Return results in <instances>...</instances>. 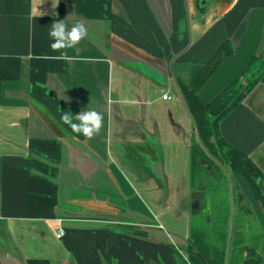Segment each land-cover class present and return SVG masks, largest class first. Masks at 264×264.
<instances>
[{"label":"crops","instance_id":"obj_1","mask_svg":"<svg viewBox=\"0 0 264 264\" xmlns=\"http://www.w3.org/2000/svg\"><path fill=\"white\" fill-rule=\"evenodd\" d=\"M69 16L89 36L65 50L75 59L46 58L59 54L51 24ZM228 43L205 105L264 60V0H0V264H192V231L210 259L219 246L239 264L257 245L264 258L248 181L223 168L220 202L193 182L200 140L182 89ZM88 109L104 116L90 140L61 121ZM220 132L264 182V76Z\"/></svg>","mask_w":264,"mask_h":264},{"label":"trees","instance_id":"obj_2","mask_svg":"<svg viewBox=\"0 0 264 264\" xmlns=\"http://www.w3.org/2000/svg\"><path fill=\"white\" fill-rule=\"evenodd\" d=\"M232 56L229 45H225L218 53L214 61L196 73L190 88H183V96L189 106L199 134L200 144L193 148V182L197 184V177L201 159L207 162H214L222 168L229 169L234 173L243 176L258 199L264 204V194L258 186L263 175L255 164L244 154L230 146L222 137L220 132L221 121L245 98L254 86L264 76V60L254 58L243 74L219 94L210 104L205 105L199 93L211 79L215 71L225 60ZM224 212V213H223ZM222 216L228 218L227 211H222ZM203 235L200 232L192 231L191 240L188 246V255L192 264H224L225 251L219 246L213 251V257H208L209 250L202 245ZM223 239H226L224 234ZM208 251H206V250ZM250 264H263V257H250Z\"/></svg>","mask_w":264,"mask_h":264},{"label":"clouds","instance_id":"obj_3","mask_svg":"<svg viewBox=\"0 0 264 264\" xmlns=\"http://www.w3.org/2000/svg\"><path fill=\"white\" fill-rule=\"evenodd\" d=\"M67 20H71V16L51 24L49 36L52 43L50 48L59 54L46 58L64 61L75 59V57L69 56L65 50L75 48L89 36L88 27L82 20H76L70 27ZM61 98L67 99L63 94H61ZM163 99L168 100L169 97L165 95ZM61 121L68 125L72 132L83 135L89 140L98 136L104 126L103 114L95 109L83 110L75 115L65 112L61 115Z\"/></svg>","mask_w":264,"mask_h":264},{"label":"rangeland","instance_id":"obj_4","mask_svg":"<svg viewBox=\"0 0 264 264\" xmlns=\"http://www.w3.org/2000/svg\"><path fill=\"white\" fill-rule=\"evenodd\" d=\"M200 168H198L199 173L197 177V182L203 183L204 186L210 185L213 186L214 192L217 194L218 201L222 198L220 197V193H225V174L224 170L221 166L214 162H207L205 159H201L198 163ZM200 176V177H199ZM220 198V199H219ZM221 201V200H220ZM219 201V202H220ZM249 252L247 255L242 259V257L238 258V262L243 263L246 257H257L261 255L260 248L258 245L253 248H249ZM251 259L247 260L250 261Z\"/></svg>","mask_w":264,"mask_h":264},{"label":"water","instance_id":"obj_5","mask_svg":"<svg viewBox=\"0 0 264 264\" xmlns=\"http://www.w3.org/2000/svg\"><path fill=\"white\" fill-rule=\"evenodd\" d=\"M258 186H259V188L261 189V191H262L263 194H264V182H263V180H259V182H258Z\"/></svg>","mask_w":264,"mask_h":264},{"label":"built area","instance_id":"obj_6","mask_svg":"<svg viewBox=\"0 0 264 264\" xmlns=\"http://www.w3.org/2000/svg\"><path fill=\"white\" fill-rule=\"evenodd\" d=\"M167 96H168V95H167ZM168 97H169V96H168ZM62 236H64V235H63V232H61V234H59L58 237H59V238H62Z\"/></svg>","mask_w":264,"mask_h":264}]
</instances>
